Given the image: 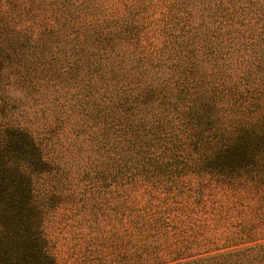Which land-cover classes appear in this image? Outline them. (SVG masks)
I'll list each match as a JSON object with an SVG mask.
<instances>
[{
  "label": "trees",
  "instance_id": "obj_1",
  "mask_svg": "<svg viewBox=\"0 0 264 264\" xmlns=\"http://www.w3.org/2000/svg\"><path fill=\"white\" fill-rule=\"evenodd\" d=\"M68 195L82 264H264V0H0V264Z\"/></svg>",
  "mask_w": 264,
  "mask_h": 264
},
{
  "label": "rangeland",
  "instance_id": "obj_2",
  "mask_svg": "<svg viewBox=\"0 0 264 264\" xmlns=\"http://www.w3.org/2000/svg\"><path fill=\"white\" fill-rule=\"evenodd\" d=\"M66 166V169L69 171V165ZM62 170V169H61ZM57 170H55L52 174H46L45 176L47 179L51 182H55L56 179L54 178ZM50 175L52 177L50 178ZM66 181L59 182V187L65 186L64 188L67 189V192H69V179H65ZM68 181L67 184H65ZM64 192V190H63ZM65 193H63L64 195ZM59 196H56L55 203L58 204L56 206V215L53 219V222L51 223V231L54 235V242L57 244L58 249V262L60 264H82L85 263V259L83 257L81 258V261H78L77 256H70L72 250L77 247V242L83 243V245H79L81 248V252H85L86 256L89 259H100V250H92L93 246L90 245L88 239L84 240L83 237H80L81 232H77V229H75V226L69 225V195L63 198ZM92 250V251H91ZM74 252V251H73ZM75 253V252H74ZM76 259V260H75ZM78 262V263H77Z\"/></svg>",
  "mask_w": 264,
  "mask_h": 264
}]
</instances>
